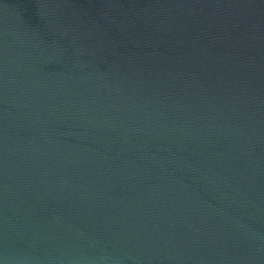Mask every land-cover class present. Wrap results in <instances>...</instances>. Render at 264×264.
Here are the masks:
<instances>
[{
	"label": "water",
	"instance_id": "water-1",
	"mask_svg": "<svg viewBox=\"0 0 264 264\" xmlns=\"http://www.w3.org/2000/svg\"><path fill=\"white\" fill-rule=\"evenodd\" d=\"M0 264H264V0H0Z\"/></svg>",
	"mask_w": 264,
	"mask_h": 264
}]
</instances>
